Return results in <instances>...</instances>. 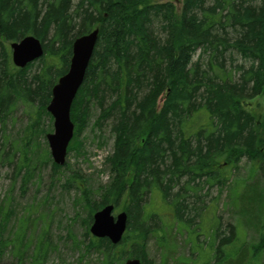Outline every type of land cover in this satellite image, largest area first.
I'll return each mask as SVG.
<instances>
[{"label": "trees", "instance_id": "obj_1", "mask_svg": "<svg viewBox=\"0 0 264 264\" xmlns=\"http://www.w3.org/2000/svg\"><path fill=\"white\" fill-rule=\"evenodd\" d=\"M94 29L96 44L70 109L67 153L82 148L78 135L94 106L95 124L108 121L114 140L104 158L107 182L94 198L80 192L85 251L99 252L102 264L127 258L153 264L146 239L163 246L176 229L189 242L183 264H255L264 253V104L252 103L257 97L264 103V0H180L179 9L172 0H0V168L12 166L13 180L27 183L39 169L30 167L38 123L32 116L50 115L51 88L67 71L73 40ZM27 35L41 42L43 54L18 67L10 43ZM17 106L28 121L14 145L6 125ZM242 160L255 183L235 181L240 192H231V204L241 217L224 223L211 190L229 187ZM46 161L53 173L63 166L47 152L40 163ZM158 197L167 223L149 208ZM105 204L127 214L117 244L89 233L93 212ZM10 215L0 208V246L17 248L20 262L22 225L11 226L14 238L2 237ZM246 222L258 226L249 241L240 228ZM46 237L43 228L31 257L39 264Z\"/></svg>", "mask_w": 264, "mask_h": 264}, {"label": "rangeland", "instance_id": "obj_2", "mask_svg": "<svg viewBox=\"0 0 264 264\" xmlns=\"http://www.w3.org/2000/svg\"><path fill=\"white\" fill-rule=\"evenodd\" d=\"M172 1L179 9L180 0ZM256 102H259L263 107L264 103L261 98L257 97L252 100L255 108ZM98 114L99 110L94 106L91 109L85 129L78 135L82 142V148L79 150L72 148L66 154L61 169L54 173L49 161L44 164L40 163L45 152L51 157L46 134L53 131L52 116L43 111L37 116H32L34 122L38 123H36V129L32 131V146L29 147L32 158L30 167L41 164L37 166L39 169L33 170V174L26 183L22 182L20 177L13 180L12 166L0 168V208L2 211L11 214V220L8 223L9 228L2 232V237L14 238L16 234L13 233V230L9 231L11 226L22 225L23 230H25L24 237H26L23 241L25 244L24 252L19 262L17 248L11 246L10 243H7L6 246H0V264H39L33 261L31 257L43 228L47 229V237L44 242H48L49 248L42 264L103 263L99 252L85 251L84 249V243L88 241L83 224V219L86 216V205L80 197L81 190H89L90 193L87 195L94 198L97 187L106 183L109 178L108 168L104 165V158L112 151L114 136L108 121H100L97 125L95 124ZM27 121L28 118L23 107L17 106L6 125L8 144L9 142L14 145L19 144ZM232 174V181L234 182H231L229 187L220 191L214 188L211 193L214 198H217L216 212L221 216L222 221L228 224H237L241 215L236 206L231 204L233 198L231 192L233 195L240 192V188L234 186L235 181L239 183L238 186L248 183L251 185L255 183V179L254 174H251L250 165L244 160L233 168ZM67 178H71L68 184L66 183ZM232 187L236 189V192L234 189L231 191ZM149 208L158 211L163 222L167 223L171 220L159 197L150 204ZM118 211L120 208L114 209V213ZM205 218L204 215L202 219ZM253 220L261 222L263 218L256 216ZM251 222L255 224L254 221ZM257 227L255 225L253 228L248 222L240 227L245 233L247 241L256 236L255 229ZM146 242L147 255L153 264H183V256L189 254L187 237L176 229L170 231V237L163 246L152 237L147 238ZM43 243L41 244L45 246ZM195 264L200 263L196 262ZM255 264H264V253Z\"/></svg>", "mask_w": 264, "mask_h": 264}, {"label": "water", "instance_id": "obj_3", "mask_svg": "<svg viewBox=\"0 0 264 264\" xmlns=\"http://www.w3.org/2000/svg\"><path fill=\"white\" fill-rule=\"evenodd\" d=\"M98 29L83 34L73 40L72 55L67 71L62 74L51 88V98L46 110L53 118V131L46 134L50 155L54 163L63 165L67 146L73 136V123L70 109L77 90L82 83L88 62L96 44ZM11 59L14 65L24 67L27 63L43 54L41 42L32 35L10 43ZM114 204H105L92 215L89 226L91 235L108 238L117 244L127 227V214L120 211L113 214ZM124 264H142L138 258H127Z\"/></svg>", "mask_w": 264, "mask_h": 264}]
</instances>
